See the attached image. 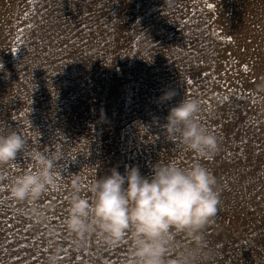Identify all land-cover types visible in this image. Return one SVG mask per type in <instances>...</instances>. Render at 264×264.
Wrapping results in <instances>:
<instances>
[{
  "label": "rangeland",
  "instance_id": "374dc122",
  "mask_svg": "<svg viewBox=\"0 0 264 264\" xmlns=\"http://www.w3.org/2000/svg\"><path fill=\"white\" fill-rule=\"evenodd\" d=\"M184 97L217 138L211 159L167 137ZM0 126L28 142L0 167V264H131L130 238L68 231L69 198L91 200L113 170L150 178L158 162L216 178L205 264H264V0H0ZM33 153L59 155V178L14 200ZM191 244L178 236L169 258Z\"/></svg>",
  "mask_w": 264,
  "mask_h": 264
},
{
  "label": "clouds",
  "instance_id": "9594fccd",
  "mask_svg": "<svg viewBox=\"0 0 264 264\" xmlns=\"http://www.w3.org/2000/svg\"><path fill=\"white\" fill-rule=\"evenodd\" d=\"M176 94L169 90L161 100L170 101ZM201 111L198 99L184 97L170 109L164 130L170 140L197 158L211 159L218 148L217 138L199 119ZM27 148L22 135L0 126V167L15 161ZM32 155L34 169L16 176L10 185L14 200H36L59 178V155ZM152 173L150 178L143 176L135 166L126 168L123 175L113 170L92 182L91 200L77 189L69 198L66 228L81 238L98 233L108 246L130 238L131 264H205L206 254L210 257L211 253L203 230L217 215L220 203L215 176L199 162L189 167L158 162ZM181 235L192 244L170 259ZM49 264H57L56 256L49 257Z\"/></svg>",
  "mask_w": 264,
  "mask_h": 264
}]
</instances>
